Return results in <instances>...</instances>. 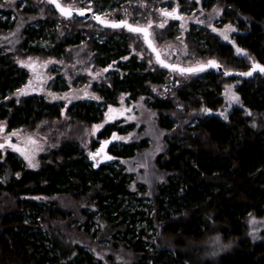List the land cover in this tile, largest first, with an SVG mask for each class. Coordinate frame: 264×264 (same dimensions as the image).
<instances>
[{
    "label": "trees",
    "instance_id": "16d2710c",
    "mask_svg": "<svg viewBox=\"0 0 264 264\" xmlns=\"http://www.w3.org/2000/svg\"><path fill=\"white\" fill-rule=\"evenodd\" d=\"M218 2L224 4L223 21L236 24L239 30L233 37L236 46L254 62L239 55L232 44L201 28L192 30L189 36L194 50L199 51L198 57L215 58L226 70L248 71L255 62L264 64V0H204L203 5ZM88 19L94 21L91 17ZM40 29L31 26L23 31L19 51L28 55L59 56L82 39L79 31L74 30L62 37L55 34L43 40ZM103 29L104 40L93 35L88 39L95 51L94 61L98 66L112 65L117 69L109 71L108 85L95 86V89L106 102L112 101L119 91L131 92L134 97L149 95V82L164 81L162 69H148L147 61L139 60L136 55L126 58L131 53L134 37L142 34L125 28L103 26ZM119 29L126 30L120 32L123 40L117 37L121 36ZM198 73L176 89L175 98L149 101L158 111L160 127H174L171 112L178 111V104L185 112L202 107L207 111L216 110L223 103L224 84L237 79L241 80L236 91L243 107H234L227 120L205 113L166 138V150L158 155L156 163L169 175L164 183L156 186L153 204L155 219L163 234L175 240L176 247L155 250L153 264H189L181 248L189 240L197 241L214 231H220L227 238L237 237L239 242L217 262L202 264H264V243L252 244L244 237L249 214H264V75L225 76L213 69ZM27 75L12 58L0 57V99L24 83ZM52 86L54 90L66 89V86L58 87L56 81ZM63 115L73 122L93 124L102 119L103 106L89 101L52 102L38 94L24 96L19 101H0V120L7 122L9 130L33 127ZM115 127L116 124H107L99 136ZM141 143L125 144L123 149L133 153ZM104 166L87 161L83 150L74 143L62 144L51 151L36 170L27 168L13 151H6L0 161V264L93 262L90 252L78 248L77 244L69 247L51 224L42 226L37 220L46 221L47 214L50 220H64L71 217V212L48 204L39 207L41 204L30 198L31 195L67 194L79 199L92 192L97 210L106 217L110 214L116 219L121 217L126 229L135 223L137 213L122 206L130 194L125 174L120 169L108 170ZM129 199L133 200L134 196ZM28 214L36 220H28ZM47 233L52 234L49 239L45 236ZM123 240L128 243L125 237ZM131 247L139 252L137 264L144 262L147 253L140 244L135 242ZM74 250L77 254H73Z\"/></svg>",
    "mask_w": 264,
    "mask_h": 264
},
{
    "label": "rangeland",
    "instance_id": "374dc122",
    "mask_svg": "<svg viewBox=\"0 0 264 264\" xmlns=\"http://www.w3.org/2000/svg\"><path fill=\"white\" fill-rule=\"evenodd\" d=\"M59 1L72 8H93L106 19L127 20L147 27L162 56L171 63L190 66L210 60L199 58V51H195L189 41L192 30L196 28L208 30L220 40L232 44L239 55L254 62L248 53L236 46L233 37L239 30L236 24L223 21L224 4L221 2L207 6L203 5L204 0ZM50 15H53V19H49ZM31 26L42 28L39 35L43 40H49L55 34L62 37L74 30L79 31L82 39L78 44L68 46L65 53L59 56L24 54L18 48L24 39L23 31ZM126 30L119 29L117 32L123 33ZM102 31L103 26L88 18L61 15L48 0L0 2V57L12 58L28 74L24 83L0 101H19L24 96L38 94L52 102L69 104L89 101L103 106L102 119L93 124L73 122L69 116L63 115L58 119L43 120L33 127L9 130L7 122L0 120V145H4L0 147V161L6 151L11 150L23 160L27 168L36 170L40 168L42 158L49 156L51 151L62 144L74 143L83 150L87 161L97 165L104 164L108 170H122L130 191L122 206L137 213L135 223L130 224L128 229L125 228L126 223L121 222V217L116 219L113 214L106 217L102 211L97 210L92 192L79 199L67 194L29 197L37 200L41 204L39 207L44 208L48 204L51 208L71 212V217L64 220H50L48 214L45 215L46 221H41L40 218L37 220L42 226L51 224L69 247L77 244L78 248L90 252L93 255L91 264H137L139 252L131 247L135 242L147 253L144 262L138 264H153L155 250L176 247V241L163 234L160 223L155 219L153 204L156 186L164 183L169 175L156 163L158 155L166 150V138L205 113L227 120L234 107H243L242 99L236 91L241 80L224 84L223 103L216 110L205 111L202 107L185 112L178 104V111L171 112L174 127L162 128L158 124V111L149 105V101L154 98H175L176 89L200 73L182 74L177 70L162 68L144 44L142 36L136 35L130 45L131 53L126 58L136 55L139 60L145 59L148 69L161 68L165 79L162 83L149 82V95L134 97L131 92L119 91L112 101L106 102L95 86L102 88L108 85L109 71L116 70L117 67L98 66L94 61L95 51L88 42L92 35L104 40L106 35ZM225 32L227 40L224 39ZM122 35L117 37L123 40ZM55 81L58 82V87L66 86V89L54 90L52 84ZM233 96L239 99H231ZM111 123L116 124V129L99 136L104 127ZM106 142L108 145L103 149ZM136 142L143 143L133 153L123 149L125 144ZM102 150H105V155L110 154L112 157L109 161L98 163L104 156ZM133 196L134 199L130 200ZM28 220L34 222L36 218L28 214ZM51 235L47 233L45 236L49 239ZM124 237L127 244L124 243ZM244 237L252 244L264 243V214H249ZM238 242L237 237L227 238L220 231H214L197 241L189 240L181 250L187 254L189 264L215 263L222 255L230 253ZM50 252L55 253L53 249ZM73 254L77 252L74 250Z\"/></svg>",
    "mask_w": 264,
    "mask_h": 264
},
{
    "label": "water",
    "instance_id": "95a60500",
    "mask_svg": "<svg viewBox=\"0 0 264 264\" xmlns=\"http://www.w3.org/2000/svg\"><path fill=\"white\" fill-rule=\"evenodd\" d=\"M55 8L56 10L63 16L66 17H70L73 15H78L84 18H92L95 22H97L98 24L104 26V27H111V28H125L130 32H135V33H140L143 36L144 42L147 45V47L149 48V50L153 53L155 60L158 62L159 65H161L162 67L166 68V69H173V70H177L179 73L182 74H191L194 72H202L208 69H213L216 72L222 73L225 76H236V77H244V78H248L250 76H252L255 73H260L264 75V72L259 71V69L254 70V65H260L261 67H264V64L260 63V62H255L248 71H238V70H226L224 68V66L217 61L216 59H211L209 61H214L215 64L217 65L216 67H208V62L205 63H200L197 65H190V66H183V65H179V64H175V63H171L169 61H167L163 56L161 51L159 50V48L156 46V44L154 43L152 37H151V33L150 30L142 25H138V24H133L127 20H110V19H106L103 18L102 16H100L99 14H97L93 8H72L70 6H66L63 5L59 0H48ZM63 9V11H62ZM83 13V14H81ZM103 21V22H102ZM124 23L126 25H130L131 28L135 29V28H140L143 29V31H132L130 30L129 27L127 26H121V27H112V24H121ZM203 67L202 71H181V69H198ZM251 72V75H245V73H249ZM108 145V142L105 143V146L103 149H105ZM102 152L104 153L103 158H100L98 163H102L104 161H109L111 159V155L110 154H106L105 155V150H102Z\"/></svg>",
    "mask_w": 264,
    "mask_h": 264
},
{
    "label": "snow or ice",
    "instance_id": "6c2138e0",
    "mask_svg": "<svg viewBox=\"0 0 264 264\" xmlns=\"http://www.w3.org/2000/svg\"><path fill=\"white\" fill-rule=\"evenodd\" d=\"M62 11H63V9H62ZM81 14H83V13H81ZM169 15H171V14H169ZM102 22H103V21H102ZM111 26H112V27L127 26V27H129L130 30H132V31H137V32H139V31H143V29H140V28H135V29H133V28H131L130 25H126V24H124L123 22H122L121 24H112ZM160 27H163V25H160ZM224 39H225V40L228 39V36H227L226 32L224 33ZM237 51L239 52L240 50L237 49ZM207 66H208V67H216L217 65L215 64L214 61H209ZM256 69H259V71L264 72V67H261L260 65H254V70H256ZM202 70H203V67L198 68V69H181V71H202ZM245 75H251V72H249V73H245ZM231 99H233V100H238L239 98L233 96V97H231ZM205 111H207V110H205ZM225 118H226V117H225ZM3 146H4V145H0V147H3ZM30 163H31V162H30ZM33 166H34V165H33Z\"/></svg>",
    "mask_w": 264,
    "mask_h": 264
}]
</instances>
